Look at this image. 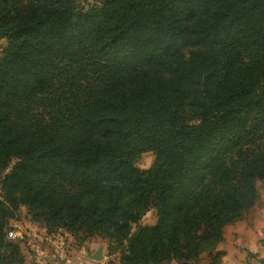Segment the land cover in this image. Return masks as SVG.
<instances>
[{
	"label": "trees",
	"instance_id": "16d2710c",
	"mask_svg": "<svg viewBox=\"0 0 264 264\" xmlns=\"http://www.w3.org/2000/svg\"><path fill=\"white\" fill-rule=\"evenodd\" d=\"M82 4L0 0V264L21 207L121 264H219L264 181V0Z\"/></svg>",
	"mask_w": 264,
	"mask_h": 264
},
{
	"label": "rangeland",
	"instance_id": "374dc122",
	"mask_svg": "<svg viewBox=\"0 0 264 264\" xmlns=\"http://www.w3.org/2000/svg\"><path fill=\"white\" fill-rule=\"evenodd\" d=\"M82 5L85 9L90 6L98 5L99 0H82ZM8 46V41L6 39H0V59L4 54V50ZM155 162V155L153 153H144L139 156L135 162V167L141 171H146L151 168L153 163ZM258 193L261 195L262 199H258V207L254 206L255 209L253 211H248L243 217L232 225L226 227L225 236L226 239L222 241L221 245L216 248L218 254H221L219 260L217 262L219 264H227V258L231 259L233 264H251L255 259L254 255L250 252V247L247 244L249 241V245L252 246V242H255V236L251 234V230H256L259 227L258 224H261V218L263 209V200H264V181H259L257 183ZM2 194L0 188V196ZM260 197V198H261ZM157 214L155 210H150L143 217L140 222V226H153L156 224ZM31 227H34L32 229ZM260 240L261 243L264 242V227L261 229ZM15 231L21 235V239L18 240H9L8 236L6 237L8 242L12 243H20V251L23 257L25 258V252H30L31 248L28 246V240H30L31 236L29 235L31 232L36 231L39 232L45 231V234L53 237H62L67 242H71V246H76L80 248H85L86 250H94L96 252H101L102 260L99 261V264H121V254L119 251L116 253H111L110 242L106 239L100 237H90L85 238L82 234L73 235L66 230L60 229L52 233H48L45 225L42 223H36L31 221V217L28 214V210L26 207L19 208L17 212V217L14 220L9 221V227L7 231ZM247 234V235H246ZM244 236V239L242 237ZM248 236V238H246ZM246 238V240H245ZM250 239V240H249ZM253 248V247H252ZM210 260L208 255L205 253L203 257L199 261L198 264H205L206 262L210 264ZM167 264H178L176 262H171Z\"/></svg>",
	"mask_w": 264,
	"mask_h": 264
},
{
	"label": "crops",
	"instance_id": "0c3cea01",
	"mask_svg": "<svg viewBox=\"0 0 264 264\" xmlns=\"http://www.w3.org/2000/svg\"><path fill=\"white\" fill-rule=\"evenodd\" d=\"M260 197L261 195L259 194V199H262V197ZM257 205L258 203L256 206ZM255 207H253L250 211H253ZM261 209H263L260 221L261 224H258L259 227H257L256 230H251L250 234L253 235V237L255 236V242L253 241L252 246H250L249 241H247V244L250 247V252L254 255L253 258H255L251 264L264 263V245L260 240V229L264 227V200ZM31 228L34 229V227ZM225 231L226 228L224 229L223 241L226 239ZM39 233L40 234L33 231L29 234L31 238L28 240V246L31 248V251L28 253L25 252L26 264H99L98 261L91 258V256L95 254L94 250H86L83 247L80 248L71 246V242H67L62 237L49 236L48 234H45V231H40ZM246 238H248V236H246ZM242 239H244V236ZM221 244L222 243H220L217 247ZM226 258L227 264H233L229 256ZM205 264H209V262H206Z\"/></svg>",
	"mask_w": 264,
	"mask_h": 264
},
{
	"label": "built area",
	"instance_id": "2783aa9c",
	"mask_svg": "<svg viewBox=\"0 0 264 264\" xmlns=\"http://www.w3.org/2000/svg\"><path fill=\"white\" fill-rule=\"evenodd\" d=\"M7 236L9 238V240H13V241L22 238L21 235L19 233L15 232V231L8 232V235Z\"/></svg>",
	"mask_w": 264,
	"mask_h": 264
},
{
	"label": "water",
	"instance_id": "95a60500",
	"mask_svg": "<svg viewBox=\"0 0 264 264\" xmlns=\"http://www.w3.org/2000/svg\"><path fill=\"white\" fill-rule=\"evenodd\" d=\"M91 258L95 261H101L102 260V254L101 252H96L94 255L91 256Z\"/></svg>",
	"mask_w": 264,
	"mask_h": 264
}]
</instances>
